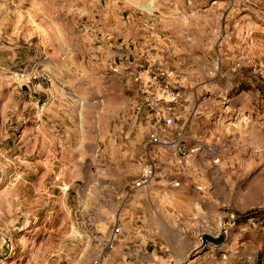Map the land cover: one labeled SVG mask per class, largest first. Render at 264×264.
I'll return each mask as SVG.
<instances>
[{
    "label": "rangeland",
    "instance_id": "rangeland-1",
    "mask_svg": "<svg viewBox=\"0 0 264 264\" xmlns=\"http://www.w3.org/2000/svg\"><path fill=\"white\" fill-rule=\"evenodd\" d=\"M117 19L156 41L161 21L193 31L208 52L198 82L243 60L221 89L243 118L198 150L227 163L243 194L221 220L233 214L219 245L194 248L222 226L196 225V240L178 226L170 238L188 249L171 263L161 235L144 247L124 232L104 246L128 213L117 163L131 166L118 140L135 99L99 46L104 22ZM263 71L264 0H0V264H264Z\"/></svg>",
    "mask_w": 264,
    "mask_h": 264
},
{
    "label": "crops",
    "instance_id": "crops-1",
    "mask_svg": "<svg viewBox=\"0 0 264 264\" xmlns=\"http://www.w3.org/2000/svg\"><path fill=\"white\" fill-rule=\"evenodd\" d=\"M214 4L217 5V2L211 6ZM121 7L117 4L114 8L120 12ZM117 22L111 27H106L104 22V32L100 35L103 43L99 46L118 74L133 87L135 99L127 116L128 126L120 132L118 140L119 152L124 154V159L129 161L127 165L131 166L129 169L122 161L117 163L120 183L129 184L126 192L129 194L128 213L118 215L115 225L120 227L121 235L124 232L132 235L134 241L145 243L144 247L157 235L163 236L161 243L164 242L165 259L171 263L174 256L180 257L188 249L187 243L170 238L171 233L175 234L181 225L190 230L189 235L196 240V225L219 226L229 213L227 208L232 204L233 195L243 194V188L233 183L232 177L225 172L227 163L209 161L201 151L191 153L180 161L173 148L152 144L149 134L163 131L164 127L145 102L138 113L134 107L144 101V92L156 91L152 85H147L149 73L164 75L171 87L179 89L184 101L176 107V112L177 122L184 127L187 145H201L209 136L212 137L213 130L217 136L229 126L233 112L229 111V105H224L221 89H226V77L230 71L233 72L232 66L225 67L224 71L222 68L221 77L198 82V78L207 73L201 63L205 66L204 54L209 49L207 53L201 50L193 31H182L179 28L181 23H176L174 27L167 21H161L160 37L156 41V32L152 34L154 37L146 39L148 35L144 31V37L138 38L139 31H134L137 22L129 28L126 21H123L124 25ZM133 38L140 41L135 43ZM238 64L243 65V60H239ZM135 75L139 76L138 81L133 80ZM201 91L207 95L203 96ZM149 163L155 166L156 177L146 187H135L134 179ZM127 172L133 175L127 177ZM120 208L121 205L118 206ZM148 253L155 257L151 251Z\"/></svg>",
    "mask_w": 264,
    "mask_h": 264
},
{
    "label": "built area",
    "instance_id": "built-area-1",
    "mask_svg": "<svg viewBox=\"0 0 264 264\" xmlns=\"http://www.w3.org/2000/svg\"><path fill=\"white\" fill-rule=\"evenodd\" d=\"M238 66V63L235 66H232V71H236ZM133 80L138 81L139 76L135 75L133 77ZM147 85L150 87L152 85L153 88H156V91L144 92V101L141 103H137L134 107V110L137 113L140 112L143 109L144 104L146 103L148 107H150L151 110L155 113L156 118L164 127L163 131L156 130L149 134L150 142L152 144H158L164 147L173 148L180 161L189 154L198 151L200 149L199 145L193 147L187 145L184 135V127L177 122L178 113L176 112V107L181 106L184 102L179 89L177 87H171L166 77L158 72L149 73ZM241 118H243V116L239 111H237L236 113L231 114L229 120L237 121ZM156 173L157 171L152 163L145 165L142 171L134 179L133 185L135 187L148 186L156 177ZM232 219L233 214H230L229 219L224 221V224L220 223L219 226H222L220 228L222 233H227L228 225H231V223L233 222ZM205 225L207 224L205 223ZM207 229H209V227H207ZM208 231H210V233L214 235L220 233L217 230L214 231L209 229ZM120 234V227L118 225H113L110 236L106 240L104 246L111 248L114 244V241L120 236ZM102 260L103 256L101 259L95 261V264H101Z\"/></svg>",
    "mask_w": 264,
    "mask_h": 264
},
{
    "label": "water",
    "instance_id": "water-1",
    "mask_svg": "<svg viewBox=\"0 0 264 264\" xmlns=\"http://www.w3.org/2000/svg\"><path fill=\"white\" fill-rule=\"evenodd\" d=\"M226 234L225 233H218L216 235H212L206 232H202V234L200 235V243L198 244V246L196 247L199 248L201 245H204L205 242H209L212 243L214 245H219L221 244L224 239H225Z\"/></svg>",
    "mask_w": 264,
    "mask_h": 264
}]
</instances>
